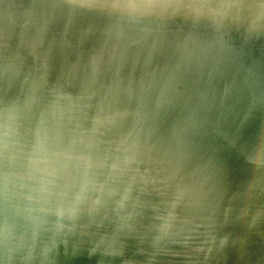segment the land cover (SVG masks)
Returning a JSON list of instances; mask_svg holds the SVG:
<instances>
[{
  "label": "water",
  "instance_id": "water-1",
  "mask_svg": "<svg viewBox=\"0 0 264 264\" xmlns=\"http://www.w3.org/2000/svg\"><path fill=\"white\" fill-rule=\"evenodd\" d=\"M0 264H264V0H0Z\"/></svg>",
  "mask_w": 264,
  "mask_h": 264
}]
</instances>
